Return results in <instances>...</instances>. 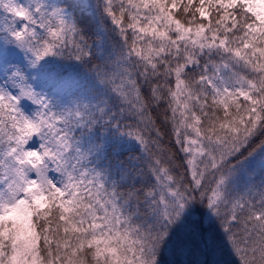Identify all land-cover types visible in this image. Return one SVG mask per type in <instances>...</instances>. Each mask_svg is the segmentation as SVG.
Returning <instances> with one entry per match:
<instances>
[{"label":"snow or ice","instance_id":"snow-or-ice-1","mask_svg":"<svg viewBox=\"0 0 264 264\" xmlns=\"http://www.w3.org/2000/svg\"><path fill=\"white\" fill-rule=\"evenodd\" d=\"M0 264H264V0H0Z\"/></svg>","mask_w":264,"mask_h":264}]
</instances>
